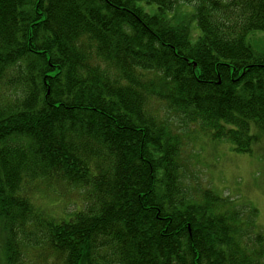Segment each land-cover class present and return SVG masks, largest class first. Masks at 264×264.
Wrapping results in <instances>:
<instances>
[{
  "label": "trees",
  "instance_id": "trees-1",
  "mask_svg": "<svg viewBox=\"0 0 264 264\" xmlns=\"http://www.w3.org/2000/svg\"><path fill=\"white\" fill-rule=\"evenodd\" d=\"M253 33L264 0H0L2 264H264L255 209L183 184L171 120L262 145ZM41 184L81 204L51 216Z\"/></svg>",
  "mask_w": 264,
  "mask_h": 264
},
{
  "label": "rangeland",
  "instance_id": "rangeland-1",
  "mask_svg": "<svg viewBox=\"0 0 264 264\" xmlns=\"http://www.w3.org/2000/svg\"><path fill=\"white\" fill-rule=\"evenodd\" d=\"M247 43L254 50L263 52L264 33H253ZM167 115L161 113V117L165 119L172 118ZM171 120L179 130L183 142V184L192 193L199 188L212 190L235 205L241 216H248L255 209L253 221L257 230L264 232V142L253 148L250 154H237L232 152L227 142H214L196 128L184 127L178 119ZM31 191V198L36 206L51 216H65L71 212L72 204H81L80 190L41 184ZM1 246L0 243V252ZM38 253L37 249H29L28 262L36 263Z\"/></svg>",
  "mask_w": 264,
  "mask_h": 264
}]
</instances>
